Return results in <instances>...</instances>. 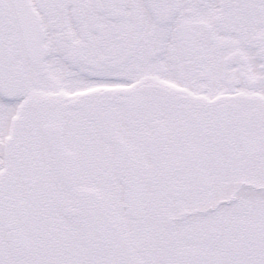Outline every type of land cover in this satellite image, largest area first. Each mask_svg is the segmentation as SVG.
<instances>
[{"label": "snow or ice", "instance_id": "1", "mask_svg": "<svg viewBox=\"0 0 264 264\" xmlns=\"http://www.w3.org/2000/svg\"><path fill=\"white\" fill-rule=\"evenodd\" d=\"M0 264H264V0H0Z\"/></svg>", "mask_w": 264, "mask_h": 264}]
</instances>
